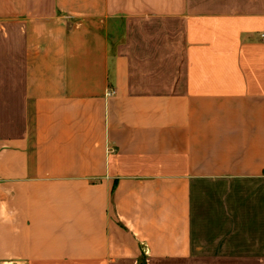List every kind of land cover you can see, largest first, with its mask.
Instances as JSON below:
<instances>
[{"label":"crops","instance_id":"crops-1","mask_svg":"<svg viewBox=\"0 0 264 264\" xmlns=\"http://www.w3.org/2000/svg\"><path fill=\"white\" fill-rule=\"evenodd\" d=\"M0 264H264V0H0Z\"/></svg>","mask_w":264,"mask_h":264},{"label":"built area","instance_id":"built-area-1","mask_svg":"<svg viewBox=\"0 0 264 264\" xmlns=\"http://www.w3.org/2000/svg\"><path fill=\"white\" fill-rule=\"evenodd\" d=\"M109 94H113V91L111 92V91H109Z\"/></svg>","mask_w":264,"mask_h":264}]
</instances>
